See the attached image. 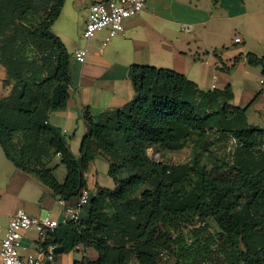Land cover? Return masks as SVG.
<instances>
[{"label":"trees","instance_id":"trees-1","mask_svg":"<svg viewBox=\"0 0 264 264\" xmlns=\"http://www.w3.org/2000/svg\"><path fill=\"white\" fill-rule=\"evenodd\" d=\"M65 1L0 0V64L10 88L0 93V145L60 199H76L99 156L114 186H98L79 221L49 231L40 247L97 252L74 264H264V129L247 121L248 106L230 104L229 85L203 90L174 69L134 64L133 99L98 116L85 112L78 157L48 123L67 106L72 83V55L52 29ZM247 59L264 76V56ZM189 143L197 153L185 162L149 154ZM51 153L66 167L63 181L45 162Z\"/></svg>","mask_w":264,"mask_h":264},{"label":"crops","instance_id":"crops-1","mask_svg":"<svg viewBox=\"0 0 264 264\" xmlns=\"http://www.w3.org/2000/svg\"><path fill=\"white\" fill-rule=\"evenodd\" d=\"M95 1L102 0H91L87 4L81 35L73 30L72 12L68 15L67 25H61L57 30L55 21L52 26L72 55V83L67 106L51 112L48 123L68 138L74 155L79 151L87 130V110L93 116H98L102 112L122 107L133 99L135 90L130 68L134 64L160 62V67L183 73L203 90L224 89L229 85L233 92L230 104L248 106L245 113L247 121L264 129V87L258 88L247 76V72L258 74L260 83L264 84L262 66L250 65L247 59V53L250 52L264 56V0H189L181 4L197 24L196 36L186 41H173L158 32L142 14L145 10L157 7V3L167 1L177 4L178 0H148L141 12L125 20L124 34L108 41L103 50L100 49L105 36L96 33L89 44L85 62L80 63L74 58V52L84 46L82 34L89 6ZM65 6L66 1L60 16ZM236 37H240L241 41L236 42ZM6 77V69L0 64L2 95L8 94L10 90L3 86ZM5 158L0 154V242L10 216L21 208L34 216L50 215L57 218L60 221L58 229L62 230L65 226V205L61 199L35 175L18 168L7 156ZM45 162L48 167L55 168L58 178L57 171L62 164L59 155L51 153ZM109 166V162L101 156L91 162L86 179L92 192L98 186H114V180L108 174ZM67 201L71 202L72 199ZM215 227L214 230L219 229L216 223ZM42 239L37 229L26 231L22 254L36 253ZM89 253L97 257L93 248L77 246L69 252H63L62 262L57 255L54 263L74 264ZM131 262L135 264L134 260Z\"/></svg>","mask_w":264,"mask_h":264},{"label":"built area","instance_id":"built-area-1","mask_svg":"<svg viewBox=\"0 0 264 264\" xmlns=\"http://www.w3.org/2000/svg\"><path fill=\"white\" fill-rule=\"evenodd\" d=\"M148 0H102L95 1L89 6L88 19L83 30L82 37L85 45L74 52V58L84 63L88 52L89 44L99 30L106 29L107 34L102 41L100 50L112 38L119 34H124V22L132 15L138 14L143 10ZM189 30L190 26H183ZM236 42L241 38L236 37ZM230 150V148H229ZM88 172L85 173L87 177ZM92 194L88 183L81 189V192L68 202L61 199L64 203V221H79L82 208L88 203ZM60 224L57 218L50 215L41 217L28 213L25 209H18L8 220L5 234L0 242V264H54L57 258L55 251L58 245L51 244L46 248L39 247L36 253L28 255L22 254L24 233L32 228L37 229L44 239L49 231L55 230ZM2 225L0 224V230Z\"/></svg>","mask_w":264,"mask_h":264},{"label":"rangeland","instance_id":"rangeland-1","mask_svg":"<svg viewBox=\"0 0 264 264\" xmlns=\"http://www.w3.org/2000/svg\"><path fill=\"white\" fill-rule=\"evenodd\" d=\"M91 0H66V6L64 8V12L62 13V16L58 18L56 21V29H59V26L61 25H67V19L68 15L71 13L73 18V27L75 30V33L80 32L79 35H81V30L84 25V18H85V8L87 4H89ZM188 3L189 0H178L177 4H170L169 2H160L157 3V7L150 8L148 10H145L142 12L143 16L146 17V19L149 20V23L151 26L156 28L158 32H161L162 34L166 35L170 39H173V41H186L187 39H192L194 36H196L197 31V24L195 23V20H193V16L186 12L180 6L181 4ZM183 26H190L189 30H185L182 27ZM97 34H102L106 36L107 31L99 30ZM83 39V38H82ZM83 45H85L84 39L82 40ZM162 64V63H161ZM160 62L151 64L154 66H161ZM247 76H249L252 83L258 86V88L264 87V84L260 83V76L258 74H255L253 72H247ZM67 138V137H66ZM68 140V138H67ZM81 144V143H80ZM80 147V146H79ZM199 153L202 155H205L203 157V160H206V154L203 153L202 149L198 150ZM196 150L194 148V145L189 143L188 146L183 148L179 151H165L164 155L161 157L159 153L154 152V149L149 150V154L151 156H154L158 160H162V158L167 159L168 161L172 163H181L188 161L192 159V157L196 154ZM0 154L2 157H6L2 147L0 145ZM79 151L76 152V155L78 157ZM6 159V158H5ZM58 179L60 181H63L66 175V167L64 164H61L57 171ZM45 216V215H44ZM43 216V217H44ZM212 224V230L216 229L215 223L211 220ZM95 251V250H94ZM96 252V251H95ZM77 255V252L75 253ZM97 254V252H96ZM89 258H95L91 253H89ZM59 260L63 261V253L58 254ZM56 264V262L54 263ZM129 264H134L133 262Z\"/></svg>","mask_w":264,"mask_h":264},{"label":"water","instance_id":"water-1","mask_svg":"<svg viewBox=\"0 0 264 264\" xmlns=\"http://www.w3.org/2000/svg\"><path fill=\"white\" fill-rule=\"evenodd\" d=\"M55 251H56L57 254L63 253L64 252V248L61 245H58L56 247Z\"/></svg>","mask_w":264,"mask_h":264}]
</instances>
